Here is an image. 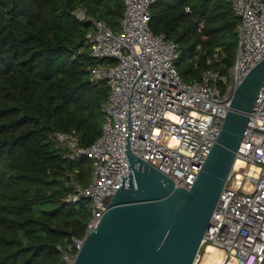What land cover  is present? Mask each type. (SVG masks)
I'll return each mask as SVG.
<instances>
[{"label":"trees","instance_id":"obj_1","mask_svg":"<svg viewBox=\"0 0 264 264\" xmlns=\"http://www.w3.org/2000/svg\"><path fill=\"white\" fill-rule=\"evenodd\" d=\"M76 5L118 30L123 0H0V264H62L57 245L83 236L91 216L88 199L65 201L71 178L89 184V158L70 162L50 138L74 133L87 148L103 124L108 90L90 80L97 62L87 25L72 16ZM237 27L228 0H157L150 8V31L178 44L186 82L206 70L229 75Z\"/></svg>","mask_w":264,"mask_h":264},{"label":"built area","instance_id":"obj_2","mask_svg":"<svg viewBox=\"0 0 264 264\" xmlns=\"http://www.w3.org/2000/svg\"><path fill=\"white\" fill-rule=\"evenodd\" d=\"M156 1L123 0L117 31L81 5L72 11L76 21L88 27L85 44L97 62L90 80L105 83L108 91L101 105V134L92 145L81 147L70 132L50 136L70 162L82 156L91 162L89 184L83 187L72 178L69 184L72 191L65 201L88 199L91 216L83 236L57 245L62 264L75 263L109 199L120 189L121 176H129L127 147L175 188L190 190L219 137L233 92L264 59V0H228L238 18L230 81L213 70L184 81L176 69L178 44L150 31V8ZM220 55L217 50L213 58ZM204 244L221 251V264H260L264 257V80Z\"/></svg>","mask_w":264,"mask_h":264},{"label":"water","instance_id":"obj_3","mask_svg":"<svg viewBox=\"0 0 264 264\" xmlns=\"http://www.w3.org/2000/svg\"><path fill=\"white\" fill-rule=\"evenodd\" d=\"M263 80L264 59L233 92L219 137L190 190L175 188L127 147L129 176H121L120 189L74 264H194Z\"/></svg>","mask_w":264,"mask_h":264},{"label":"rangeland","instance_id":"obj_4","mask_svg":"<svg viewBox=\"0 0 264 264\" xmlns=\"http://www.w3.org/2000/svg\"><path fill=\"white\" fill-rule=\"evenodd\" d=\"M184 67V64L180 65V69H182ZM228 79V82L230 81V76H225ZM209 245L208 244H204L200 247V250L198 252V257H196L194 264H204L207 256H208V249H209ZM212 248V247H210Z\"/></svg>","mask_w":264,"mask_h":264},{"label":"bare ground","instance_id":"obj_5","mask_svg":"<svg viewBox=\"0 0 264 264\" xmlns=\"http://www.w3.org/2000/svg\"><path fill=\"white\" fill-rule=\"evenodd\" d=\"M221 261H222L221 251L209 247L208 256L204 264H221Z\"/></svg>","mask_w":264,"mask_h":264}]
</instances>
